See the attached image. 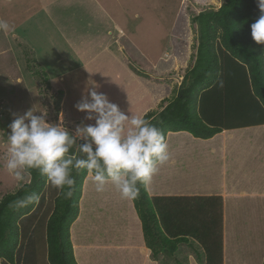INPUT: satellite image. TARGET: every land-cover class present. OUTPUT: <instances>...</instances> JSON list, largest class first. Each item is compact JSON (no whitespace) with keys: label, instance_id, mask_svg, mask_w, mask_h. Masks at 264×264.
Instances as JSON below:
<instances>
[{"label":"crops","instance_id":"obj_1","mask_svg":"<svg viewBox=\"0 0 264 264\" xmlns=\"http://www.w3.org/2000/svg\"><path fill=\"white\" fill-rule=\"evenodd\" d=\"M30 1L32 2L28 5L25 1L17 2L16 5L24 11L33 8L41 10L47 21L59 28L57 31L69 45L73 48L79 46L83 63L92 66L93 57L87 55V47L91 42L95 44L98 41L97 47L106 52L111 51L116 57L115 60H103L109 59L115 63L118 73L129 72V76L121 74L126 81V87L123 89L120 85L117 96L113 87L119 80L118 73L97 87L121 111L128 115L144 116L149 111L156 114L176 95L182 77L179 69L185 66L189 58L185 60L180 46L183 34L190 30L189 26L172 27L178 41L174 46L171 38L163 47L160 54V59L163 57L164 62L162 67L147 53L139 55L140 53L135 52L137 46L126 45V40L121 41L122 37L129 40V33L135 32L128 24L130 6L131 10L132 6L136 8L133 16H139L142 14L138 13L142 11L139 7L143 8L145 3L152 0ZM166 1L162 0L164 3ZM198 1L200 0H180L176 9L185 15L188 11L185 4L193 5ZM92 8L99 9L101 17L106 18L102 25H98L88 16L91 15ZM75 17H80L82 26L73 27L69 23V19ZM118 19H122V22ZM114 20L117 25L120 23L117 31L112 27L115 25ZM104 34H110L114 38V46L107 45ZM20 38L24 37L17 34V39ZM126 46L130 50L129 59L132 58L129 63L126 62L128 72L124 71L125 61L121 60L120 55V48L126 49ZM87 65L85 78L88 83H92L91 71ZM104 66L105 63L101 68ZM174 71L179 72L174 74ZM95 73L96 84L98 78ZM140 78L147 82L143 83ZM156 80L159 83L151 82ZM165 138L172 162L161 166L158 174L146 185L149 195L220 197L222 264H264V124L223 130L207 139L194 137L186 131H169ZM92 226L95 229L94 234L89 233ZM87 230L90 240L87 238V241L81 242L80 235ZM70 238L77 264H162L158 260L164 256L159 253L158 260L151 259V251L145 244L141 221L132 200L121 198L111 184L104 192H96L88 173L82 183L78 215L70 225ZM93 238L95 240L91 242ZM176 247L174 255L186 264H204L203 249L194 238L188 237L186 241L178 242ZM170 264L179 263L172 258Z\"/></svg>","mask_w":264,"mask_h":264},{"label":"trees","instance_id":"obj_2","mask_svg":"<svg viewBox=\"0 0 264 264\" xmlns=\"http://www.w3.org/2000/svg\"><path fill=\"white\" fill-rule=\"evenodd\" d=\"M220 2L219 7L204 8L191 16L197 31L191 68L184 73L174 98L158 113L149 111L143 116L165 136L169 131H186L207 139L223 130L264 124V44H257L251 35V24L261 15L258 0ZM3 38L9 40L4 33ZM87 173L86 169L73 170L75 186L70 199L35 169L28 172L29 182L23 188L0 198L1 264L26 263L20 260V243L26 237L41 242L45 264H77L70 225L78 215ZM47 186L52 190L48 208ZM138 188L139 196L132 202L153 258L162 253L186 264L174 253L178 242L191 237L203 249L204 264H222L220 197L152 196L146 185L138 184ZM29 196L38 200L23 206L14 203ZM26 264L39 263L30 260Z\"/></svg>","mask_w":264,"mask_h":264},{"label":"rangeland","instance_id":"obj_3","mask_svg":"<svg viewBox=\"0 0 264 264\" xmlns=\"http://www.w3.org/2000/svg\"><path fill=\"white\" fill-rule=\"evenodd\" d=\"M23 1L26 2V5L32 2L30 0H0V20H5L14 26L13 31L6 33L9 40L3 38V33L5 32L0 31V198L6 193L15 192L18 189L17 181L6 168L7 135L11 132L9 125L15 119L23 116L32 108L37 111L35 113L37 115L40 114L39 111H45L46 109L48 122L60 123L62 121L64 126L73 134L77 125L84 126L95 122L94 120L85 119L87 114L75 108V105L81 100L82 93L86 92L87 88L90 87L88 79L86 80L85 78V67L87 64L80 59L82 51H80L79 46L73 48L69 45L63 35L57 31L59 28L54 24H50L41 10L33 8L29 9V11H24L19 5H16L17 2ZM11 2L12 4H10ZM161 2L162 0H152L150 3H145L143 8L139 7L142 11L138 13L142 14L139 16L135 15V17L133 13L136 8L132 6L131 10L130 6L128 24L130 25L129 27L135 29V32L129 33V40L127 37H122L121 41L126 40V45L137 46L138 48L135 52L140 53L139 55L147 53L152 60L156 59L157 61L155 62L162 67L164 62H162L163 57L160 59V54L163 47L170 42L171 38H173L174 46L178 41L172 27L174 25H180L181 28L189 26L190 30L183 34L180 45L185 60L189 57L185 66H181L179 69L182 72V82L184 73L191 68L192 60L190 58L195 54L194 47L197 42V31L191 23V16L199 14L204 8L219 7L221 2L220 0H200L193 3V5L185 4L188 9L185 15H182L176 9V4L180 0ZM196 7L198 8L197 10ZM176 11L178 14H176ZM88 16L92 17L98 25H102L103 19H106L104 16L101 17L99 9L96 8H92L91 15L89 14ZM79 19L80 17L70 18L69 23L73 27H80L82 25ZM118 21L122 22V19H118ZM77 22L78 24H76ZM69 23L67 26L70 25ZM114 23L115 25L112 26L113 30L117 31L120 29V23L118 22L117 25L116 20H114ZM172 30L173 32H171ZM17 34L24 38L17 39ZM99 36L102 37L101 34ZM103 36L107 40V45L114 46L115 41L110 34L108 36L104 34ZM4 44L10 46L6 47ZM98 44V41L95 44L91 42L90 46L87 47V55L93 57L92 66L87 65L91 71L90 82L95 84L94 73L96 72L95 76L98 78L96 80L97 86L118 73V67L115 63H112L109 59L103 60L104 58L115 60L116 57L111 51L106 52L102 48L97 47ZM125 48H120V55L121 60L125 61L124 71L128 72L129 69L126 62L129 63L132 58L129 59V48L127 46ZM103 63H105V66L101 68ZM179 71H174V74ZM121 74L126 73L122 71L118 73L119 80L114 83L113 87L116 96L119 93L118 89L121 88L119 87L120 85L123 86V89L126 87V81L122 79ZM126 75L129 76V72ZM139 80L143 79L140 78ZM146 82L143 80V83ZM151 82L159 83V80ZM175 86L177 87V84ZM29 178L27 174L24 183L29 182ZM51 191L50 186H47L45 190V206L47 208L50 207L52 200ZM88 231L80 235L82 236L81 242L87 241V238L90 240L87 237ZM94 232L95 229L92 226L89 233L94 234ZM94 240L95 238L91 242H94ZM38 243L39 241L35 237L32 239L26 237L21 241L20 260L23 263H29L32 260L35 263L45 264L43 258L46 256V252L42 253L41 242ZM159 256L157 258L151 256V259L158 260ZM170 257L172 256H161L158 261L159 263L162 261V264H170L172 262Z\"/></svg>","mask_w":264,"mask_h":264},{"label":"clouds","instance_id":"obj_4","mask_svg":"<svg viewBox=\"0 0 264 264\" xmlns=\"http://www.w3.org/2000/svg\"><path fill=\"white\" fill-rule=\"evenodd\" d=\"M261 12L251 24V35L257 44H264V0H258ZM14 26L0 20V31H13ZM82 93L75 105L85 112V119L94 124L77 125L75 133L63 122L50 123L48 112L33 108L15 119L7 135L6 168L23 188L30 170H38L64 198L73 195V170L86 169L95 187L102 193L111 184L121 198L135 200L139 196L138 184L147 185L172 162L165 135L155 124L141 115H128L110 102L107 95L97 91V85ZM83 141V143H78ZM38 200L29 196L17 200V206Z\"/></svg>","mask_w":264,"mask_h":264}]
</instances>
